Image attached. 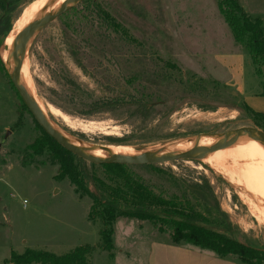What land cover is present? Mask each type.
I'll return each mask as SVG.
<instances>
[{"label": "rangeland", "instance_id": "374dc122", "mask_svg": "<svg viewBox=\"0 0 264 264\" xmlns=\"http://www.w3.org/2000/svg\"><path fill=\"white\" fill-rule=\"evenodd\" d=\"M34 1L22 0L6 17L0 9V264H7L12 252L62 256L82 246L94 248L89 264H149L152 242L171 244L167 234L149 222L121 218L114 224V250H101L102 224L89 219L91 199L68 179H58L59 165L48 153L28 149L43 132L13 88L1 52L7 22L13 29ZM88 8L97 16L92 30L79 19ZM101 9L126 34L101 24ZM27 51L40 102L70 118L67 124L49 113L52 124L86 143L137 153L203 134L264 130V121L237 98L238 56L244 55L241 76L249 89L263 90V77L246 48L234 41L216 0H85L39 31ZM75 95L86 100L84 107L71 100ZM145 102L147 109L138 111ZM102 104L109 108L100 110ZM81 166L107 180L102 165L83 161ZM152 166H127V171L164 196L186 191L184 185H204L207 203L226 215L233 237L264 253V225L208 163L189 159ZM200 204L202 212L212 210ZM256 264H264V255Z\"/></svg>", "mask_w": 264, "mask_h": 264}, {"label": "trees", "instance_id": "16d2710c", "mask_svg": "<svg viewBox=\"0 0 264 264\" xmlns=\"http://www.w3.org/2000/svg\"><path fill=\"white\" fill-rule=\"evenodd\" d=\"M21 1L0 0V9L3 15L9 16ZM216 1L219 13L231 29L234 41L246 48L255 73L263 77L264 88V25L262 19L247 14L240 0ZM98 15L102 19H100L101 24L115 28L118 33L126 34L122 25L108 11L101 9ZM79 19L86 28L92 30L91 27L95 25L97 16L94 11L88 8ZM74 23L73 31L79 34L76 22L72 24ZM11 30L12 26L7 22L4 31L8 35ZM83 32L85 29L82 30ZM0 67L3 68L1 60ZM262 96H264V89ZM71 100L83 107L86 105V100L83 97L75 95ZM244 106L249 112L264 121V114L252 111L246 104ZM24 107L27 109L25 105ZM147 107V103L140 104L137 110L147 109ZM100 108H102L100 110H105L109 108V104H102ZM138 113L142 117L149 116L147 113ZM37 125L39 124L37 123ZM42 132L43 136L34 141L28 149L37 155L48 153L53 163L59 165L58 179H68L75 186L77 192L85 194L91 199L89 219L91 221L99 220L102 224L101 250L105 252L114 250V224L118 219L125 218L153 224L158 233L169 236L170 243L173 245H191L211 251L223 259L235 256L243 264H256L261 255H264L233 237L234 230L229 222H225L226 215L222 213L217 204L207 203L209 194L204 185H184L186 191L171 197L164 196L156 193L134 175H131L125 165H102L101 167L107 173V180H105L81 168L82 159L64 149L43 129ZM151 167L156 168L155 166ZM188 193L193 200L190 199ZM194 201L198 202L197 207ZM201 202L206 206H211L212 210L207 209L205 213L202 212L199 209ZM212 211L217 213L218 217L209 218L206 213L210 214ZM93 251L94 248L91 246H82L71 253L58 256L43 250L27 249L21 255L12 252L6 263L89 264L88 256Z\"/></svg>", "mask_w": 264, "mask_h": 264}, {"label": "bare ground", "instance_id": "6f19581e", "mask_svg": "<svg viewBox=\"0 0 264 264\" xmlns=\"http://www.w3.org/2000/svg\"><path fill=\"white\" fill-rule=\"evenodd\" d=\"M69 2L70 0H35L27 7L22 17L15 23L13 33L7 43H11L14 39L17 72L22 86L36 105L45 122L63 137L76 144L83 152L98 157L137 154L134 151L127 152L128 150L120 147L86 143V141L84 142L68 135L52 124L49 113L54 115V117H60L67 124L70 123V118L53 106L45 107L39 100L30 74V63L27 51L28 46L36 37L37 30H30L22 34H18V31L30 20L50 15ZM1 54L2 59L6 61V44H4ZM210 142L209 137L203 135L199 139L192 141L171 143L162 150L155 151L154 154L161 155L171 152L184 154L195 151ZM99 147L102 149H99ZM233 153L235 157H233ZM196 159L208 163L215 172L219 173L235 189V191L237 190L240 199L248 207L252 216L264 225V178L262 177L264 175L263 144L247 136H229L212 143L210 148L199 154Z\"/></svg>", "mask_w": 264, "mask_h": 264}, {"label": "water", "instance_id": "95a60500", "mask_svg": "<svg viewBox=\"0 0 264 264\" xmlns=\"http://www.w3.org/2000/svg\"><path fill=\"white\" fill-rule=\"evenodd\" d=\"M84 1L85 0H70V2L67 3L65 6L51 13L50 15L30 20L26 25L19 29L18 34H22L30 30H37L38 33L39 31L47 27L49 24H51L53 21H55L65 13L69 12L73 8L77 7ZM12 33L13 29L8 33L6 37V61H4V65L7 69L9 79L14 89L18 93L24 105L27 107L33 119L39 124V126L64 149L68 150L73 155L77 156L78 158L82 159L87 163L94 165L152 166L175 163L178 161H184L189 159L196 160V157L206 151L208 148H210L211 144L215 141L221 140L229 136L237 135L250 137L251 139H254L264 145V130L249 127L233 129L222 133L203 134L207 135L211 142L205 144L204 146L200 147L195 151L184 154H177L175 152H171L161 155H155V149L157 148L138 151L137 154L134 155L112 157H98L83 152L76 144L63 137L59 132H57L45 122L36 105L25 92L17 72V60L14 51V39L13 41H11V43H7ZM203 135L195 136L186 140L192 141L195 139H199Z\"/></svg>", "mask_w": 264, "mask_h": 264}, {"label": "crops", "instance_id": "0c3cea01", "mask_svg": "<svg viewBox=\"0 0 264 264\" xmlns=\"http://www.w3.org/2000/svg\"><path fill=\"white\" fill-rule=\"evenodd\" d=\"M240 2L247 14L261 18L264 25V0H240ZM243 58L244 55L238 56L237 98L242 100L252 111L264 114L263 90L254 92L246 86L242 78ZM149 264H238V262L233 258H220L211 251L191 245L176 246L167 241L154 240L151 245Z\"/></svg>", "mask_w": 264, "mask_h": 264}, {"label": "built area", "instance_id": "2783aa9c", "mask_svg": "<svg viewBox=\"0 0 264 264\" xmlns=\"http://www.w3.org/2000/svg\"><path fill=\"white\" fill-rule=\"evenodd\" d=\"M24 203L26 204V201Z\"/></svg>", "mask_w": 264, "mask_h": 264}]
</instances>
